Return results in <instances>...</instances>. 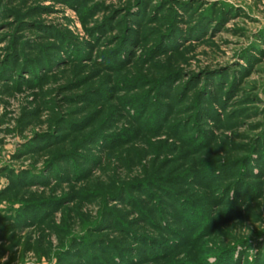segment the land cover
<instances>
[{"label":"rangeland","instance_id":"obj_1","mask_svg":"<svg viewBox=\"0 0 264 264\" xmlns=\"http://www.w3.org/2000/svg\"><path fill=\"white\" fill-rule=\"evenodd\" d=\"M0 264H264V0H0Z\"/></svg>","mask_w":264,"mask_h":264}]
</instances>
